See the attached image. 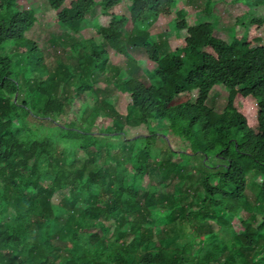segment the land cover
Returning a JSON list of instances; mask_svg holds the SVG:
<instances>
[{"label": "trees", "instance_id": "1", "mask_svg": "<svg viewBox=\"0 0 264 264\" xmlns=\"http://www.w3.org/2000/svg\"><path fill=\"white\" fill-rule=\"evenodd\" d=\"M20 1L0 0V264H264V216L254 228L246 198L248 177L258 172L264 202V20L252 21L244 39L229 44L216 37L215 5L192 25L191 9H181L180 0H103L102 15L89 22L96 0L70 6L49 0L59 24L97 37L72 47L76 68L60 65L53 74L27 38L37 12H22ZM126 1L130 17H121ZM171 19L179 48L166 53L170 44L152 29ZM107 47L130 68L118 87L133 101L127 126L168 123L179 149L157 133L133 140L144 149H128L121 119L100 131L104 111L97 127H79L88 94L97 92L96 76L110 65ZM11 49L23 59L15 62ZM131 50L145 51L157 66L145 73L150 85L137 77L141 67ZM217 86L229 92L219 114L207 106ZM32 122L50 123L56 138L34 133ZM159 140L166 151L156 148ZM73 150L84 160L81 167H75L77 154L66 155ZM105 150L112 165L102 162ZM194 158L203 160L202 177L188 184L186 163ZM209 159L220 164L209 167ZM147 176L151 185L141 199L136 180ZM180 178V187H165ZM64 191L66 199L55 203ZM7 212L13 224L4 219Z\"/></svg>", "mask_w": 264, "mask_h": 264}, {"label": "rangeland", "instance_id": "2", "mask_svg": "<svg viewBox=\"0 0 264 264\" xmlns=\"http://www.w3.org/2000/svg\"><path fill=\"white\" fill-rule=\"evenodd\" d=\"M74 0H69L66 6H70ZM99 3V7L96 8L93 12L88 15V21H95L102 15L101 5L100 3L103 0H96ZM181 1V9L185 6L191 9V18L190 24L194 25L198 22V16L201 13H205L208 6H214L215 15L218 19L216 24V37L226 41L229 44H233L237 38H242L247 34L246 26L251 24L254 20H264V0H180ZM21 11L27 12L31 10H36L38 23L33 31L28 33L27 38L36 42L41 51L44 54L45 62L47 67L49 68V72L55 74L60 65H64L70 68H76L79 61V56L72 51V47L78 43H83L89 39H97L96 33L94 30H86L81 35H75L70 30H68L65 26L58 23L56 19V13L53 11L51 3L49 0H21ZM131 2L126 1L124 5L119 9V15L121 17H130V7ZM212 6V7H213ZM171 20H161L152 29V34L158 36L160 41L168 42L170 47H166V53H171L174 50L178 49L179 46L175 43L174 39V30L172 27ZM129 29H133L132 24H130ZM99 44H102V40H99ZM110 53V65L108 66L107 73L104 75L97 74L95 90L99 94L90 93L88 94V104H87V112L85 113L84 118H82L79 123V127L84 130H90L94 124L96 127L99 125V122L96 121L100 111H104L108 113V117L103 120L101 123V132H105L107 129L113 128L114 121L116 119H121L123 124L126 125L124 133L126 134V139L129 140V144L127 145L128 149L133 151H139L144 149V143L134 145V139L147 137L151 133H157L159 138H166V141L175 148L179 149L181 147V142L172 138L169 134V125L168 123L157 122L153 123L150 126L141 125L140 123H136L133 126H127V110L129 106L133 103L131 98L126 97L118 87L123 83L122 80L128 77V70L130 69L128 66V62H121L114 51H112L109 47H107ZM10 54L14 56L15 62L21 61L23 56L18 54L15 50H10ZM131 55L135 60L139 63L141 69L138 78H145L149 85L150 81L147 77V72H153L156 70L157 66L150 61L149 56L145 51H136L131 50ZM23 66H26V62H23ZM66 67V68H67ZM117 68L122 70V74L118 75ZM36 79H39L36 76ZM21 80L24 85V91L26 92L28 88V84L26 82V78L23 75ZM70 89L67 84L63 86L62 91L68 92ZM74 94V92H72ZM25 95L22 93L21 101H23ZM229 92L227 89L221 86H217L212 94H210L209 100L207 102V106L214 110L217 114L222 113L228 101ZM114 100V104L111 106L108 101ZM58 119L57 116L54 117ZM33 132L36 134L46 135L47 132L53 138H56L55 130L52 128L50 123H38L32 122ZM110 139V138H105ZM107 140L103 141L106 144ZM61 150L64 151L63 145L60 146ZM108 148V147H107ZM157 149L161 151H166V145H164L160 140L157 142ZM108 151H104L103 153V163L109 162V165L113 164V159L109 157L107 154ZM113 155H116V152H112ZM71 155L73 158L74 154H77V165L82 166L84 160L80 157L78 151L73 150L71 153L66 152V155ZM117 157H122L121 153L117 154ZM163 158V157H162ZM173 161L178 162L180 159L175 156ZM72 161L69 162L71 164ZM203 160L201 158L192 159L191 162L186 163V172L184 177H186L187 183H197L201 177L202 172L200 169V165ZM207 166L215 167L219 165L220 162L215 159H209L206 161ZM185 164V163H184ZM127 167H131V163L127 165ZM133 176V172L131 177ZM185 179V178H184ZM263 175L255 172L252 173L248 177L247 182V191L246 198L251 206V217H255L253 220V227L256 228L260 224L264 211H260V208L264 209V202L259 200V190L260 185L262 183ZM135 182V180L131 181V184ZM136 185L140 187H135L140 189V198H144L145 191L151 185V179L147 176L140 180H136ZM185 182L183 178L169 181L165 187L176 186L180 187L181 184ZM68 191L61 192L58 196L55 197L54 202L59 204L63 199H66ZM4 219L9 223L13 224L14 215L11 212H7ZM247 219V215H244L243 220ZM251 219V218H250ZM250 221V220H249ZM235 230L238 233H242V225L239 220H235L233 223ZM206 227V228H205ZM205 230L203 232L205 235H208L211 231L209 226H205ZM216 229V228H214ZM209 241L210 239L207 238Z\"/></svg>", "mask_w": 264, "mask_h": 264}]
</instances>
